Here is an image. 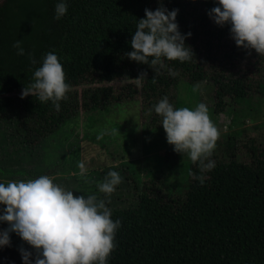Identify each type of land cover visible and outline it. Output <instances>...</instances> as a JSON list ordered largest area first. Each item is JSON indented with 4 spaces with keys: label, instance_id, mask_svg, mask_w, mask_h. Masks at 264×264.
Returning a JSON list of instances; mask_svg holds the SVG:
<instances>
[{
    "label": "trees",
    "instance_id": "16d2710c",
    "mask_svg": "<svg viewBox=\"0 0 264 264\" xmlns=\"http://www.w3.org/2000/svg\"><path fill=\"white\" fill-rule=\"evenodd\" d=\"M55 2L0 0L2 155H13L18 142L28 148L39 145L81 111L106 110L111 103L135 97H140L146 129L159 127L161 117L153 106L167 96L179 107L176 86L181 80H209L214 112L228 106L244 115L252 99H258L254 104L258 109L264 98V81L232 70L237 51L248 50L258 64L264 55L235 45L224 53L221 63H211L222 40L231 36L228 24L219 26L206 14L216 0H67L68 10L60 19L53 18ZM161 4L168 10L177 9L178 30L190 33L185 44L193 53L183 62L162 58V69L126 55L144 9L153 10ZM16 39H21L24 55L16 54L12 46ZM47 52L58 56L70 85L67 99L59 101V111L51 101L20 95L33 81L32 73ZM169 69L176 75H169ZM117 80L121 81L119 87L113 85ZM254 137H246V161L238 158L228 136L224 150H213L212 170L200 173L197 164L189 160L185 183L179 189H169L165 182L172 172L169 159L175 156L173 149L165 151L168 157L161 161L163 169L141 183L121 164L104 169L105 176L109 170L120 174L119 191L127 193L125 204L118 203L121 194L106 200L111 218L120 220L108 264H264V148L255 145ZM190 169L204 176L202 184L189 175ZM5 227L7 222L0 223V229ZM9 235L10 244L0 247V264H23L21 248L32 253L30 259L35 258L36 251L26 241L15 232Z\"/></svg>",
    "mask_w": 264,
    "mask_h": 264
},
{
    "label": "clouds",
    "instance_id": "9594fccd",
    "mask_svg": "<svg viewBox=\"0 0 264 264\" xmlns=\"http://www.w3.org/2000/svg\"><path fill=\"white\" fill-rule=\"evenodd\" d=\"M68 10L67 0H56L54 19H60ZM129 41V59L147 63L153 68H164L163 59L190 60L193 56L185 37L175 20L177 9L168 10L162 4L153 10L144 9ZM206 14L219 26L228 24L231 38L237 46L254 49L264 55V0H216ZM21 39L13 41L17 55H24ZM30 62L36 60L28 54ZM158 71L159 69H155ZM143 74V73H142ZM33 75V81L21 90V97L35 95L41 102L51 101L56 111L61 100L67 99L69 83L58 56L47 52ZM169 75L176 73L169 69ZM139 77V76H138ZM139 80L137 83L139 84ZM153 110L161 117L166 141L173 151L187 154L197 164L200 173L215 167L211 159L220 131L208 114V107L201 102L193 108L174 107L167 96H163ZM117 132L116 128L112 129ZM81 174L86 172L83 163ZM189 175L204 182V176L189 170ZM122 177L115 170H109L97 185L104 198L95 194L74 195L54 178L41 174L34 178L0 181V222L7 227L0 229V247L10 244V232H15L37 253L19 249L23 264H108V258L115 247V233L120 220L111 218V209L106 200L116 190Z\"/></svg>",
    "mask_w": 264,
    "mask_h": 264
},
{
    "label": "rangeland",
    "instance_id": "374dc122",
    "mask_svg": "<svg viewBox=\"0 0 264 264\" xmlns=\"http://www.w3.org/2000/svg\"><path fill=\"white\" fill-rule=\"evenodd\" d=\"M235 45L231 36L225 37L219 49L214 52L216 57L211 59V63H221L224 53L228 50L231 52ZM232 62L233 72L243 73L254 81H264V61L256 63L248 50L243 53L237 51ZM120 84L119 80L113 83L115 87ZM176 90L179 107L193 108L201 102L207 105L209 117L220 131L216 148L224 150L228 136L242 161L249 157L247 136H255V145L264 148V98L258 109L254 106L258 99H252L251 108L246 107L244 115H237L228 106L223 111L214 112L213 85L209 80L195 83L181 80ZM141 107L140 97H135L111 103L106 110L81 111L73 120L41 140L39 145L28 148L26 144L21 146L19 142L15 143L16 149L11 156L2 155L3 150H0V181L6 183L8 180L47 174L56 183L72 189L74 195L95 194L98 199H102L104 194L98 191L97 185L105 178L103 170L121 164V168L124 166L133 172L136 183H141L163 169L161 161L168 157L165 151L173 149L166 141L162 125L146 129ZM255 125H258V129L253 128ZM113 128L117 132H113ZM1 129H4V125ZM257 132L262 136L258 137ZM169 160L172 172L165 180L167 188L179 189L185 183L190 159L187 154L175 152V156ZM81 163L87 169L83 174L79 168ZM119 187L117 185L111 195L121 194L118 203L125 204L127 193L122 194ZM128 188H132L131 185Z\"/></svg>",
    "mask_w": 264,
    "mask_h": 264
}]
</instances>
